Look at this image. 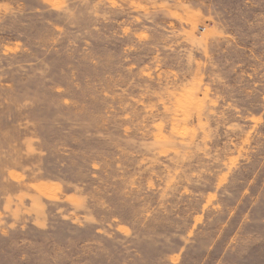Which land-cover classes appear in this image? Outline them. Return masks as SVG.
I'll return each mask as SVG.
<instances>
[{"label":"rangeland","instance_id":"1","mask_svg":"<svg viewBox=\"0 0 264 264\" xmlns=\"http://www.w3.org/2000/svg\"><path fill=\"white\" fill-rule=\"evenodd\" d=\"M0 264H264V0H0Z\"/></svg>","mask_w":264,"mask_h":264}]
</instances>
